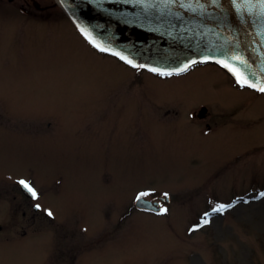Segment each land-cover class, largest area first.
<instances>
[{
    "label": "rangeland",
    "instance_id": "1",
    "mask_svg": "<svg viewBox=\"0 0 264 264\" xmlns=\"http://www.w3.org/2000/svg\"><path fill=\"white\" fill-rule=\"evenodd\" d=\"M49 14L0 27V264H264V93L215 66L136 76ZM201 105L241 108L238 125L204 133ZM137 191L169 194L165 213L134 209Z\"/></svg>",
    "mask_w": 264,
    "mask_h": 264
},
{
    "label": "water",
    "instance_id": "2",
    "mask_svg": "<svg viewBox=\"0 0 264 264\" xmlns=\"http://www.w3.org/2000/svg\"><path fill=\"white\" fill-rule=\"evenodd\" d=\"M56 1L90 44L99 45L94 47L118 59L124 56L138 66L135 68H155L157 72L149 71L154 74H181L193 65L209 63L236 82L227 69L214 61L239 56L243 63L229 62L250 82L264 85V18L257 15L258 9L238 11L241 0L236 4L232 0ZM205 58L207 61L201 62ZM186 64L189 67L180 71ZM204 113L202 108L200 114ZM21 191L33 198L22 186ZM161 199L168 202L170 197ZM157 205L145 198L134 202L138 210L158 214L163 208Z\"/></svg>",
    "mask_w": 264,
    "mask_h": 264
},
{
    "label": "flooded vegetation",
    "instance_id": "3",
    "mask_svg": "<svg viewBox=\"0 0 264 264\" xmlns=\"http://www.w3.org/2000/svg\"><path fill=\"white\" fill-rule=\"evenodd\" d=\"M53 6H59L57 4L56 0H0V27L3 24V23H1L2 21H15L16 23H15L14 27H16L17 33H19V30H20L19 21L21 20V21H25L26 22L25 25H28L30 28H34L35 26H44V27H48L50 29L51 28V24H48V23H46L44 21H48V20H46V18L50 16L49 10ZM87 44L94 51H96L98 54L102 53V52L98 51L96 48H94L90 43L87 42ZM102 54H104V53H102ZM206 66H215V65L200 64V65H196V66L190 68L187 72H190V71H192L193 69H195L197 67H206ZM215 67L224 76L229 78V76L223 70H221L217 66H215ZM133 70L135 72L134 75H136V76L138 74L143 73V72L149 73V72H147L145 70H142V69H133ZM154 76H156L157 78H161V79H167L169 77H173V76H177V75H170V76L154 75ZM230 81H231L232 87L235 90H237V91L242 92L244 90H250V89L245 88V87H240L232 79H230ZM250 91H252L256 95L258 93V92L253 91V90H250ZM202 108L205 109V113L204 114H200V111L202 110ZM234 109H236V108H233L230 111H227V110L224 111V109H222L221 110L222 111V116L221 117L223 119V120L221 119L222 121H219L218 116H216V114H212V113L211 114L213 116L212 117L213 119H209L210 118L209 117V110L204 105H201L197 109H194V110L190 111L189 112V116H190V120H192V121H194L196 123H200L199 127H200V129L202 128L204 133H210V132H212L214 130H217V129H221L222 131H225V130H229L231 128V126H233V125H238V117L240 116V114L242 112L240 111L241 108H239L237 110H234ZM211 114H210V116H211ZM234 115H238V117H235V122H233V123L231 122L230 123V119H232V117H234ZM251 121L254 124H256L254 119H251ZM225 128H227V129H225ZM20 180H21V178H19L17 180V182H19ZM30 185L32 186L33 184L30 183ZM33 188L36 190L35 187H33ZM137 192H139V191H137ZM137 192L135 194H133V197L131 199L132 203L134 202L135 198L139 194ZM36 193H37V197L35 199L27 198L29 200V203H30V206H31L32 210L35 213L36 212H40L42 210V207L39 204V194H38L37 190H36ZM23 196L26 197L24 194H23ZM160 196L161 195L149 196V197L146 196V198L151 199V200H158V198ZM143 197H145V196H143ZM37 205H38V207H37ZM161 205L163 206V203H161ZM21 217L24 220L25 219H35L34 216H32V215L27 216L24 213L22 214ZM48 217H49L48 215L45 216V218H47V219H48ZM49 218H51V217H49ZM1 232H3V231H1V226H0V233ZM46 264H47V262H46Z\"/></svg>",
    "mask_w": 264,
    "mask_h": 264
},
{
    "label": "snow or ice",
    "instance_id": "4",
    "mask_svg": "<svg viewBox=\"0 0 264 264\" xmlns=\"http://www.w3.org/2000/svg\"><path fill=\"white\" fill-rule=\"evenodd\" d=\"M136 3H141L142 0H135ZM164 2L166 3H171L174 2V0H164ZM197 2H199V0H197ZM213 2L215 3L216 0H213ZM233 4H236V0H232ZM238 11L240 9H258V13L257 15L261 18H264V0H255V2L253 3V0H241V3L237 6ZM96 47H99V45H94ZM101 51H104L105 49L100 48ZM113 55H119L118 53H112ZM120 59L123 60L125 63L130 64L132 67H138L136 64H133L131 60H128L127 58H125L124 56H120ZM229 60L235 61L236 63H243V60L239 57V56H234V57H230ZM229 60H222V59H217L214 62L217 64H220L223 68L227 69L234 77L236 80V83L240 86V87H248V88H252L257 92L260 93H264V85L261 84H256V83H252L249 81L248 77L245 76L240 70H238L235 67V64L230 63ZM207 58H205L204 61L201 62H206ZM196 61H193V63H195ZM139 67H143V65H140ZM189 67L188 64H186L184 66L183 69H181L180 71H185L187 68ZM148 71L151 72H157L158 70L155 68H149ZM159 75H171V73H164V72H160L158 73ZM19 183L21 184V186L26 189L31 196L35 199L37 197V193L35 192V190L25 181L21 180L19 181ZM148 195L147 193H139L136 197L137 201H140L142 199L143 196ZM167 195V194H165ZM264 195V194H262ZM38 207V205H37ZM225 206L224 205H220L216 208H214L212 211L213 212H223ZM164 211H166V209H161L160 213L158 214H162ZM48 216H52L53 214L49 211L46 213ZM207 223H209V220L207 219V214L205 216V218L201 221V225H206ZM194 230V229H193Z\"/></svg>",
    "mask_w": 264,
    "mask_h": 264
}]
</instances>
